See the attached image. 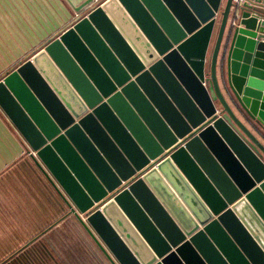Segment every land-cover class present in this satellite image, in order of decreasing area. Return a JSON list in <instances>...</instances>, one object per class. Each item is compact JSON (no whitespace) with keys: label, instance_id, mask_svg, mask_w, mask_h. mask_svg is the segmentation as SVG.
I'll return each instance as SVG.
<instances>
[{"label":"water","instance_id":"1","mask_svg":"<svg viewBox=\"0 0 264 264\" xmlns=\"http://www.w3.org/2000/svg\"><path fill=\"white\" fill-rule=\"evenodd\" d=\"M64 1L75 22L0 81V109L96 246L264 264V0Z\"/></svg>","mask_w":264,"mask_h":264},{"label":"crops","instance_id":"2","mask_svg":"<svg viewBox=\"0 0 264 264\" xmlns=\"http://www.w3.org/2000/svg\"><path fill=\"white\" fill-rule=\"evenodd\" d=\"M75 19L64 0H0V81ZM217 34L216 27L207 72ZM41 168L0 109V264H93L82 248L86 242L96 244ZM64 252L67 258H61ZM101 254L99 264H109Z\"/></svg>","mask_w":264,"mask_h":264},{"label":"rangeland","instance_id":"3","mask_svg":"<svg viewBox=\"0 0 264 264\" xmlns=\"http://www.w3.org/2000/svg\"><path fill=\"white\" fill-rule=\"evenodd\" d=\"M90 243H85L83 244V252H84V256L86 257V260L92 262L93 264H99V262H102L104 261V257L103 255L101 254V252L98 250V248L96 246H91L90 247ZM79 247V246H78ZM61 248V247H60ZM63 249V248H61ZM68 253L64 252V253H61V258H67L68 257ZM91 256H92V260H91ZM110 264V263H109Z\"/></svg>","mask_w":264,"mask_h":264},{"label":"built area","instance_id":"4","mask_svg":"<svg viewBox=\"0 0 264 264\" xmlns=\"http://www.w3.org/2000/svg\"><path fill=\"white\" fill-rule=\"evenodd\" d=\"M231 23H232V25H236V21L235 20H233Z\"/></svg>","mask_w":264,"mask_h":264}]
</instances>
